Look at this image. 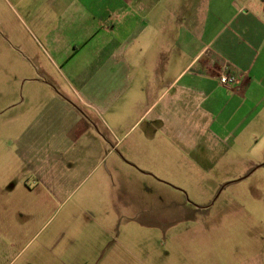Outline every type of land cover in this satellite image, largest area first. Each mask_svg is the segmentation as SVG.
Masks as SVG:
<instances>
[{
	"label": "rangeland",
	"instance_id": "1",
	"mask_svg": "<svg viewBox=\"0 0 264 264\" xmlns=\"http://www.w3.org/2000/svg\"><path fill=\"white\" fill-rule=\"evenodd\" d=\"M35 45L0 0V264H264V103L220 139L193 99L194 131L97 130Z\"/></svg>",
	"mask_w": 264,
	"mask_h": 264
},
{
	"label": "crops",
	"instance_id": "2",
	"mask_svg": "<svg viewBox=\"0 0 264 264\" xmlns=\"http://www.w3.org/2000/svg\"><path fill=\"white\" fill-rule=\"evenodd\" d=\"M10 9L41 75L100 118L87 116L94 129L146 106L164 127L194 131L193 99L220 139L261 111L264 0H10ZM224 66L236 84L219 81Z\"/></svg>",
	"mask_w": 264,
	"mask_h": 264
},
{
	"label": "built area",
	"instance_id": "3",
	"mask_svg": "<svg viewBox=\"0 0 264 264\" xmlns=\"http://www.w3.org/2000/svg\"><path fill=\"white\" fill-rule=\"evenodd\" d=\"M219 81L226 86H232L238 82V78L235 74L228 72L224 66L222 72L219 73Z\"/></svg>",
	"mask_w": 264,
	"mask_h": 264
}]
</instances>
